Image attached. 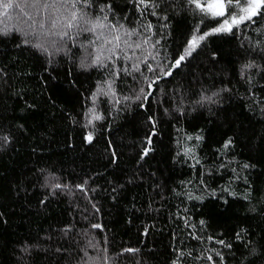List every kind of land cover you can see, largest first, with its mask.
Here are the masks:
<instances>
[{
    "label": "trees",
    "instance_id": "16d2710c",
    "mask_svg": "<svg viewBox=\"0 0 264 264\" xmlns=\"http://www.w3.org/2000/svg\"><path fill=\"white\" fill-rule=\"evenodd\" d=\"M110 2L115 18L126 16L127 23H135L136 9L129 0ZM168 2L177 9L168 8L167 29L160 28L155 17L150 19L164 37L161 55L166 51L171 59L183 51L196 19L179 11L181 0ZM13 15H19L18 11ZM243 33L207 38L174 77L154 86L148 113L131 105L115 119L106 117L97 124L92 144L83 142V109L90 106L85 97L102 74L77 68L82 50L72 48L71 58L61 54L49 65L31 48L15 47L18 36L0 38V70L7 73L0 80V134L11 135L6 146L0 141V264H77L91 237L101 247L106 245L111 255L126 247L138 250L125 253L119 264H170L175 248L218 249L225 264H264V88L256 83L255 74L252 86L240 78L239 66L248 58V39H256L255 31L244 29ZM135 87L129 77L121 81L119 91L128 95ZM222 88L228 91L221 92L220 104L190 106L201 92ZM181 98L189 102L183 115L174 110V101ZM108 108L104 100L101 112L106 114ZM149 113L157 116L159 135L154 137V152L141 161ZM198 129L205 136L196 149L203 167H190L194 162L183 156L174 162L176 141L183 142L185 133L195 134ZM228 137L234 143L221 156L217 149ZM220 163L226 167L219 168ZM244 163L254 167L242 169ZM202 172L207 191L195 182ZM50 179L70 186L88 179V197L74 187L71 194L56 190L52 195L44 186ZM190 179L194 183L189 190L203 194L202 203L172 191ZM212 190L218 198L209 195ZM183 216L190 217L193 227L186 226ZM94 223L102 229H93ZM65 228L71 230L65 233ZM189 233L203 239H192ZM208 236L214 240L208 241ZM215 239L232 247L224 248ZM25 243L33 246L30 255L20 252ZM252 248L254 255L249 252ZM87 251L97 255L91 248ZM185 264L208 262L185 258Z\"/></svg>",
    "mask_w": 264,
    "mask_h": 264
},
{
    "label": "snow or ice",
    "instance_id": "6c2138e0",
    "mask_svg": "<svg viewBox=\"0 0 264 264\" xmlns=\"http://www.w3.org/2000/svg\"><path fill=\"white\" fill-rule=\"evenodd\" d=\"M136 9L135 23H127L124 20L115 18L113 15L114 5L110 0H0V38L8 39L18 36L19 41L15 47L31 48L38 56L45 58L50 65L55 58L61 54L71 58L72 48L79 47L82 55L78 58L76 66L84 72L95 70L102 74L90 94L85 97V102H91L90 106L83 109V142L92 144L95 139L97 124L105 121L106 117L115 119L116 115L130 107L138 106L148 113L151 103H153L154 86L165 78L174 77L176 70L180 69L184 63L193 57L198 49H202L207 38L213 35H242L244 29L255 31L256 39H248V48L245 49L248 58L239 66V75L248 85L252 86L254 78L258 77L256 83L264 88V0H181L180 12H187L196 19L190 33L185 37L183 51L173 54L171 59L165 51L161 55V40L164 38L156 31L150 17H155L159 27L167 29L169 27L168 8L177 9V5L169 4L168 0H129ZM18 11L19 15L14 16L13 12ZM15 21V22H13ZM203 26V27H202ZM159 37V38H157ZM243 48L244 45L241 44ZM212 58H217V52H212ZM146 69V71H145ZM47 71V69H45ZM255 74V77L254 75ZM6 72L0 70V80H4ZM131 77L137 85L128 95H122L119 91L121 81H126ZM6 83V80H5ZM228 91L222 88L210 94L201 92L198 99L190 102V106L204 107L205 105H218L221 103V92ZM249 94L252 95L251 87ZM106 100L109 108L107 113L101 112V104ZM175 111L183 115L187 108L183 98L176 103ZM167 109L165 112L167 113ZM264 111V109H262ZM74 123H80L74 117H69ZM147 127L143 139V146L140 152V160H144L155 150L154 137L159 135L158 119L154 114H147L145 120ZM179 131V130H178ZM11 140L9 133L0 134V141L7 145ZM205 140L203 130L198 129L195 134L185 133L183 142L177 140V150L173 156L174 162H179L178 158L183 156L185 161L192 160L194 163L190 167L195 168L201 164L197 156L196 149ZM194 141V143H193ZM234 143L232 137L223 140V144L217 151L221 156L226 155L227 150ZM111 149L113 145L109 143ZM112 163H115L117 156L115 151L111 153ZM231 163V161H229ZM226 165L219 164L223 169ZM254 167L248 163L241 165L242 169ZM239 179L238 169L232 170ZM202 172L200 178L195 182L204 186L208 190L203 179ZM194 180L181 181V189L173 188V192L178 197H184L187 201L203 202V194H194L189 190ZM49 188V193L55 195L56 190L67 191L69 194L72 188L78 189L88 197V179L74 186L61 183L56 179H50L44 185ZM224 191L229 195H235L229 188ZM209 195L218 198L216 191L212 190ZM247 199V194L245 195ZM45 201L41 200L43 204ZM227 203V201H224ZM95 207V205H94ZM255 209H253L254 211ZM99 211V209H96ZM187 212V207H185ZM187 227L193 225L189 223L190 217H181ZM201 225L205 224L202 219ZM93 229H102V225L94 223ZM70 228H65V233ZM148 229H145V234ZM241 231H244L241 229ZM85 235H88L85 233ZM192 239L202 240V237L194 233H189ZM175 239V237H173ZM236 238L241 239L240 232L236 233ZM208 241H213V236L207 237ZM215 243L224 248H231L232 245L223 239H215ZM33 246L25 243L20 248L23 255H30ZM87 248H91L97 255H89ZM62 251V249H57ZM84 255L77 261V264H119V258L125 253H135L138 250L132 247L121 249L120 253L109 254L107 246L101 247L91 237L87 241V247L82 249ZM175 258L170 264H185L188 261L199 262L206 260L208 264H225V257L218 249L204 248L201 251L193 249L175 248ZM250 254H255L256 249L249 250ZM264 254V253H262Z\"/></svg>",
    "mask_w": 264,
    "mask_h": 264
}]
</instances>
